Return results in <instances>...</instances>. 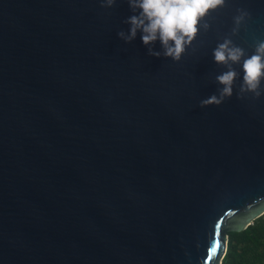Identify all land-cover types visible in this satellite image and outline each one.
Returning a JSON list of instances; mask_svg holds the SVG:
<instances>
[{
    "label": "water",
    "instance_id": "water-1",
    "mask_svg": "<svg viewBox=\"0 0 264 264\" xmlns=\"http://www.w3.org/2000/svg\"><path fill=\"white\" fill-rule=\"evenodd\" d=\"M241 8L251 52L264 0H227L173 62L126 0H0V264H223L264 215V95L200 107Z\"/></svg>",
    "mask_w": 264,
    "mask_h": 264
},
{
    "label": "clouds",
    "instance_id": "clouds-1",
    "mask_svg": "<svg viewBox=\"0 0 264 264\" xmlns=\"http://www.w3.org/2000/svg\"><path fill=\"white\" fill-rule=\"evenodd\" d=\"M130 15L123 21L127 31L117 35L125 44L137 38L148 55L163 56L179 62L202 31H208L209 15L225 6L227 0H126ZM117 0H100L102 8H113ZM246 9H237L233 16L231 35L218 40L211 50L213 62L223 70L215 75L219 85L216 93L202 99L200 107H219L233 96L234 85L240 81L237 98H260L264 95V39L254 41L253 50L235 43L233 36L239 34L249 19ZM159 43V50L155 45ZM237 68L239 71H237Z\"/></svg>",
    "mask_w": 264,
    "mask_h": 264
},
{
    "label": "trees",
    "instance_id": "trees-1",
    "mask_svg": "<svg viewBox=\"0 0 264 264\" xmlns=\"http://www.w3.org/2000/svg\"><path fill=\"white\" fill-rule=\"evenodd\" d=\"M223 264H264V215L242 232H230Z\"/></svg>",
    "mask_w": 264,
    "mask_h": 264
},
{
    "label": "snow or ice",
    "instance_id": "snow-or-ice-1",
    "mask_svg": "<svg viewBox=\"0 0 264 264\" xmlns=\"http://www.w3.org/2000/svg\"><path fill=\"white\" fill-rule=\"evenodd\" d=\"M219 245H217V247H218Z\"/></svg>",
    "mask_w": 264,
    "mask_h": 264
}]
</instances>
